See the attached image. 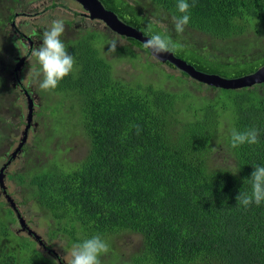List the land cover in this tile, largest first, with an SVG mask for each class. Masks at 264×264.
<instances>
[{
  "label": "trees",
  "instance_id": "trees-1",
  "mask_svg": "<svg viewBox=\"0 0 264 264\" xmlns=\"http://www.w3.org/2000/svg\"><path fill=\"white\" fill-rule=\"evenodd\" d=\"M101 1L142 33L157 19L154 31L182 45L174 54L200 72L236 79L264 67V0H187L190 22L182 34L172 22L182 15L177 0ZM10 11L5 18L0 15L3 46L16 45L6 30L17 17ZM162 17L171 23L162 25ZM104 26L109 32L80 30L61 37L75 58L73 71L55 89L37 90L57 101L38 104L31 95L45 120L32 127L28 140L44 131V142L36 148L47 150L44 144L54 142L53 159L43 169L11 175L6 168L4 175L42 208L51 242L63 239L71 247L99 234L108 245L101 264L125 235L140 237V243L122 260L115 254L117 264H264V201L248 207L237 201L241 191L251 192L244 182L253 166H264V84L227 90L200 83L170 63L143 59L142 53L153 57L143 43ZM250 31L257 36L244 38ZM113 39L118 41L115 54L139 73L136 80L118 75L116 59L107 53ZM208 39L221 53L205 51ZM16 54V46L0 52V67L4 55ZM163 65L180 74L167 73ZM40 72L38 64L33 77L38 86ZM4 81L0 76V90ZM249 128L257 129L258 143L232 148L231 130ZM50 132L55 139L47 137ZM72 136L81 139L83 150L74 161L62 157L57 143ZM0 196L5 198L3 189ZM17 220L14 209L0 202V264H53L31 237L13 231Z\"/></svg>",
  "mask_w": 264,
  "mask_h": 264
},
{
  "label": "rangeland",
  "instance_id": "rangeland-1",
  "mask_svg": "<svg viewBox=\"0 0 264 264\" xmlns=\"http://www.w3.org/2000/svg\"><path fill=\"white\" fill-rule=\"evenodd\" d=\"M54 4H58V6H54ZM13 8V11L17 13V17L14 21L8 22L6 30L9 31L10 36H12L13 39H16V35L13 32V24H15L18 29L24 33L25 35L29 37L39 38L38 35L34 34V32L41 31L43 29H49L52 26V22L54 20H62L65 25V32L62 35L65 38L75 36L79 33L81 30L82 32L91 30V29H98L100 31L109 32L108 29L105 28L103 23H99L97 21H92L85 15V10L82 8L80 4H78L74 0H22L20 4L14 3L12 1L8 0H0V15L5 18V16L11 13L10 9ZM157 21V19H155ZM161 24L162 25H168L171 23V21L168 19L166 23V17L161 18ZM255 36H257L253 31L248 32L244 38L246 39H252ZM4 42V36L3 34H0V52L6 51L12 52L15 50V46H18L20 49V56H26L28 53L27 48L23 46L21 42H17L14 46L13 44L9 46H3ZM205 42V40H204ZM203 42V43H204ZM107 42H104V44ZM121 44H125V40H121ZM203 47L206 52H212L215 53H221L220 51H216L213 49L216 47V41H213L211 39H208L204 44ZM137 49V48H136ZM138 52H140L138 50ZM232 55V54H229ZM109 56L113 59H116L114 62L115 68L118 70V75L123 77V79L127 80L128 82L135 79L137 76H139L138 72H135V69H133L130 66V63L127 62L122 55H118L115 53L109 54ZM142 58L146 59L148 58L152 62H158L153 57H148L146 53H142ZM10 63V61H9ZM33 65V66H32ZM38 62L35 58H30L27 61L26 65L21 69V76L20 81H22L24 84H27L29 81L34 85L33 77L36 74V68H37ZM4 67L0 68L3 69ZM15 66L12 67V70H14ZM148 68V67H147ZM164 70L167 71L169 74H180L179 71L172 69L171 67L167 65H163L162 67ZM149 70V68H148ZM141 71V68L139 67V72ZM42 75V74H41ZM141 77V76H140ZM41 80V79H40ZM136 80V79H135ZM19 81V80H17ZM16 81V83H17ZM8 85V83H7ZM17 85V84H16ZM18 88L15 87L13 89L14 94L10 91H6V89L3 87L0 90V102L1 99L4 100V106L6 109L3 112V114L0 113V117H2L4 120L0 119V133L2 135V139L0 140V169L4 167L6 164L5 155L3 152L8 153L9 151L12 152V149H15L19 145V141L22 135V131L24 127L22 125H18L17 123V110L16 108H21V112L24 111V109H27L28 104L25 105L22 101H19L15 103V107L13 105V102L16 101L15 96L17 93ZM2 93V94H1ZM3 96V97H2ZM55 97V96H54ZM40 100H55L52 95L51 97L47 94L44 97L37 96V102ZM67 103L71 104V100H67ZM48 103V101H47ZM11 110V112L7 115V113ZM7 115V116H6ZM11 118H10V117ZM49 117V114H48ZM41 138H37L39 137ZM38 135L30 134L29 140H28V147L24 155L22 156V159L19 161L18 159L15 160L12 164V166L9 168V174L12 175V173L16 171H29L33 167L39 166L40 169H43L44 166H48L49 160L53 159V156L55 155V148L56 145L54 142L52 144H44L47 150H37L36 146L39 144H42L44 142V139L46 137V133L44 131L40 132ZM50 136L51 138H56L55 132L47 133V137ZM46 140H48L46 138ZM83 140V139H82ZM67 141V142H66ZM57 143H59V148L61 150H64V153L62 154V157H72V161L76 160V158L80 157V159L83 157V150L81 149V139L77 136H72L68 140L58 138ZM71 147L73 148V151L67 152L66 148ZM77 153V155H76ZM81 154V155H80ZM37 163H40L37 164ZM6 186L7 190L9 191V194L12 196L14 201L20 202V201H30V197L26 196V190H24V194L21 195L19 191L16 192L17 187L15 185V182L11 179L6 180ZM22 190V189H21ZM2 195V192H1ZM0 202H6L5 198L3 196H0ZM20 219H24L25 221L30 222L35 228H36V234L40 237V239L47 243L51 242L50 237L47 235V230L44 225L47 223L44 222L42 218V213L40 211V207L36 206L35 203L28 202L23 207H20ZM19 221L16 222L14 225H12V229L14 231L20 230L22 233V237L29 238V233L25 230H22L21 228V222L19 224ZM31 239V238H29ZM140 237L134 236V235H125L118 242H116V248L115 251H113L112 254L110 252L105 256L104 263L103 264H117L118 260L115 258V254L119 255L122 260L123 257H127L129 255L130 249L132 247H138L139 245ZM33 242H36L34 239ZM53 243V250L59 255L61 259L62 257H66L67 253H70L72 246L68 247L66 240L56 239L52 241ZM35 248L42 253H44L47 257H50L53 261H58V259L54 256H50L49 253L45 252L43 248H41V245L36 242ZM113 255V256H112ZM70 256L67 257V259L70 260ZM112 261L110 262V260ZM63 261L66 263V261L63 259Z\"/></svg>",
  "mask_w": 264,
  "mask_h": 264
},
{
  "label": "clouds",
  "instance_id": "clouds-1",
  "mask_svg": "<svg viewBox=\"0 0 264 264\" xmlns=\"http://www.w3.org/2000/svg\"><path fill=\"white\" fill-rule=\"evenodd\" d=\"M189 8L190 5L187 2V0H177V9L179 13L182 14L180 16H173L172 18V22L174 24L175 31L177 34H182L185 31V26L188 25L190 22V16L187 14ZM92 21H97L99 23H103L104 25H106L104 22L99 20H92ZM156 23L157 21L155 19H152L147 23L146 27H144L143 34L147 37L146 42L143 43L144 49L150 50L152 54L157 58L162 54L174 53L178 49H180L182 45H180L177 42H174L167 35L157 33L154 31L153 25ZM64 32H65L64 22L62 20H54L52 22V26L49 29L44 30L42 34L39 36V40L42 41V43L39 46L33 47L31 49L30 58L36 59V61L40 65V70H41L40 74H42L43 76V79L39 82V86L35 78H33L34 85L31 83V81H29L30 84L34 86V92L36 94V102H37V96H41L37 92L38 89L45 91L55 89L58 86L59 82L62 81L66 76H68L73 71L75 58L74 56L68 53V51L65 48V44L61 39ZM108 47H109V51L107 52L108 54L116 53L118 47V41H116L115 39L111 40L108 44ZM16 50L18 54L20 52L18 46H16ZM4 56H3V62H4ZM6 57L10 60L9 67L5 65V62L2 67L8 70L10 69V65L14 67L15 63L13 61V57L12 58H9L8 56ZM24 58H27V55L20 58L16 66L17 70H21L26 65L28 60L30 62V58H27L25 63L20 68H18V65ZM14 73L17 72L14 70ZM17 74H21V72ZM12 78L13 77H11V79ZM15 99L17 100L13 102L14 107H15V103L19 101H22L25 105L28 104V107H26L27 109H24L23 112H21V108H16L17 116H18L16 121L19 126L22 125L24 127L22 133L25 132L27 127L29 128L30 131L32 127L40 120L39 118L36 117V113H39V111L42 110L38 105L40 101L37 102L38 104H36L32 100L31 94L27 98L26 97L18 98L16 96ZM1 107H2V102H0V112L2 110ZM10 112L11 110L7 113V115ZM134 127H137V131L139 132L138 126L134 125ZM1 139L2 138H0V140ZM20 143L21 142L19 141V145ZM256 143H258L257 129L249 128L243 131H239L236 129L231 130L232 148H238L239 146L244 144H256ZM18 147L12 149V152L11 151H9L8 153L3 152L5 155L4 159H6L5 165H8L7 168H10L15 160L18 159L20 161L22 159L21 155H24V153L22 152H26L28 144L26 142V144L19 153L16 152ZM213 150H215V148ZM6 155H9L10 157L9 161ZM253 168L254 171L251 174V179L245 180L244 182L245 184L247 183L251 184V192L247 193L241 191L240 194L237 196L238 205H243L244 207H248L252 203H255L256 205H260L261 202L264 201V166L256 165L253 166ZM2 169H0V175L1 174L4 175V171L2 172ZM236 174L237 173L233 175ZM7 179L8 178L4 175V179H3L4 183H6ZM0 190H2L1 186H0ZM7 192L9 193L8 190ZM107 252H108L107 242L99 234H97L92 236L91 238L84 239L82 242L73 244L70 253H67V256L62 258L66 261V264H101L100 256ZM68 256L71 257L70 260L67 259ZM53 264H59V261L54 260Z\"/></svg>",
  "mask_w": 264,
  "mask_h": 264
},
{
  "label": "water",
  "instance_id": "water-1",
  "mask_svg": "<svg viewBox=\"0 0 264 264\" xmlns=\"http://www.w3.org/2000/svg\"><path fill=\"white\" fill-rule=\"evenodd\" d=\"M78 4H80L83 9L86 11V16L89 17L91 20H99L104 22L107 27H109L112 31L118 33L121 36L127 37V38H133L137 41L144 43L146 42L147 37L144 36V34L137 30L136 28L122 22L119 20L117 14L105 7V5L102 3L101 0H75ZM13 27H15V24H13ZM25 39L31 43L32 38L25 36ZM150 51V50H149ZM151 55L157 60L161 61L163 63H170L175 68L184 71L189 76H191L196 81H199L200 83L210 85V86H216L218 88H224L227 90H233V89H242L246 87H252L256 84H264V67L259 69L256 73L246 75L241 78L236 79H226L218 75H210L203 72L198 71L193 65L189 64L185 60L177 57L174 53H167L162 54L158 58L152 54ZM27 58H24L20 64L18 65V68H20L26 61ZM28 133L29 128L27 127L23 139L16 150L17 153H19L24 145L26 144L28 140ZM16 156V154H15ZM8 167V165H5L2 169V172ZM4 175H0V186L1 189H3L7 201L11 203L13 207H16V203L14 199L8 194L6 185L3 181ZM27 224L25 220H21V228L26 230ZM34 233L33 231H30V234Z\"/></svg>",
  "mask_w": 264,
  "mask_h": 264
},
{
  "label": "flooded vegetation",
  "instance_id": "flooded-vegetation-1",
  "mask_svg": "<svg viewBox=\"0 0 264 264\" xmlns=\"http://www.w3.org/2000/svg\"><path fill=\"white\" fill-rule=\"evenodd\" d=\"M13 29H14V33H15V35L17 36L16 37V43L17 42H21L22 44H23V46H25L26 48H27V51H31V49L33 48V47H36L37 46V44H39L41 41L39 40V38H34V37H32V41H31V43L29 42V41H27V39H25V36H27V35H25L24 33H22L19 29H18V27H13ZM34 34H35V32H34ZM29 37V36H28ZM28 53V52H27ZM28 55V57L30 58V55L29 54H27ZM20 58H21V56H20V54L18 53L16 56H14L13 57V61H14V63H15V68H14V70L17 72V73H20L22 70H17V68H16V66H17V64H18V62H19V60H20ZM9 59L5 56L4 57V62H5V65L7 66V67H9ZM14 70H12V66L10 65V69H5V68H3V69H1L0 70V76H2V77H5V83H4V88L6 89V91H10L12 94L11 95H13L14 94V92H13V89H15V87L16 88H18V90H17V93H16V96L18 97V98H27L30 94L31 95H33L34 96V98H36V94H35V92H34V86L32 85V84H30V82H28L27 84H24L22 81H20V74H17V73H14ZM10 74H9V73ZM13 77L12 79H11V77ZM17 80H19V81H17ZM11 81H15V82H11ZM16 81H17V83H16ZM7 83H8V85H7ZM17 84V85H16ZM16 96H15V98H16ZM41 112H42V110H40L39 111V113H36V117L37 118H39L40 120H39V122L40 121H44L45 120V116L44 115H42L41 114ZM39 122H37L36 124H35V127H37L38 125H39ZM6 157H7V159H8V161H9V159H10V157H9V155H6ZM9 205H10V207L12 208V209H14V212H15V214H16V216L18 217V220H17V222L19 221V218H20V215H21V213H20V207L22 206H24L26 203H28V202H31V203H35V205L36 206H39L38 204H36V202L35 201H20V202H15L16 203V207H13L12 205H11V203H9V201H6ZM40 207V206H39ZM40 211H41V213H42V208L40 207ZM46 213V212H45ZM21 217H22V215H21ZM23 218V217H22ZM43 218V220H44V222L46 221V220H48V218H44V217H42ZM21 220H23V219H20V221H19V224H20V222H21ZM26 222V224H27V227H26V230L25 231H27L28 233H29V237H31L33 240L35 239L36 240V242H38L40 245H41V248H43V250L45 251V252H47V253H49V255L50 256H54L55 257V259L57 258L58 259V261H59V264H66L64 261H63V259H61L60 257H59V255L53 250V247H50L49 246V244H47V243H45V242H43L41 239H40V237L35 233L36 232V228L30 223V222H28V221H25ZM22 230H24V229H22ZM14 231V230H13ZM30 231H33L34 233H32V234H30ZM17 235H21L22 233L20 232V230H18V231H14ZM50 241H51V239H50Z\"/></svg>",
  "mask_w": 264,
  "mask_h": 264
}]
</instances>
